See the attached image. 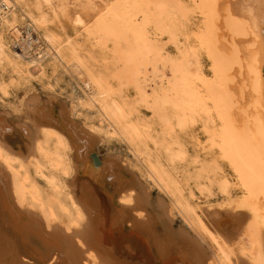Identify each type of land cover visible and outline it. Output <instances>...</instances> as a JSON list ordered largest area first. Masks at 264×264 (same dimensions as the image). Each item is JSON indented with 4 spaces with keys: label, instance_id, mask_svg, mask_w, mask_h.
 <instances>
[{
    "label": "bare ground",
    "instance_id": "1",
    "mask_svg": "<svg viewBox=\"0 0 264 264\" xmlns=\"http://www.w3.org/2000/svg\"><path fill=\"white\" fill-rule=\"evenodd\" d=\"M188 1L115 0L97 15L76 13L71 37L49 25L69 4L91 11L93 0H0V65L30 77L51 57L83 84L77 107L95 109L102 126L85 130L39 96L20 115L0 112V264H264V0ZM191 16L186 51L153 39L154 28L176 44ZM129 85L135 104L123 97ZM0 90L8 93L6 82ZM141 103L166 126L162 136L136 117ZM198 118L209 125L208 145L197 143L209 159L193 172L171 140ZM95 133L127 144L142 177L171 202L163 217L178 214L195 237L169 222L160 236L116 161L100 157L95 169ZM215 185L226 207L196 208V190L212 197Z\"/></svg>",
    "mask_w": 264,
    "mask_h": 264
},
{
    "label": "rangeland",
    "instance_id": "2",
    "mask_svg": "<svg viewBox=\"0 0 264 264\" xmlns=\"http://www.w3.org/2000/svg\"><path fill=\"white\" fill-rule=\"evenodd\" d=\"M25 1L29 6H32L34 3V0ZM113 2H115V0H105V2H103V0H93L96 7H94V5L92 6L90 3L91 11L89 9H81L78 6L75 7L74 5L69 4L66 12L61 16L59 15L60 17L56 21H53L54 24L49 25V29L54 31L56 30L59 33L61 32L63 36L67 35L74 37L76 30L73 25V19L76 13H80L87 17L89 15H97L99 9L101 10L106 4H111ZM17 13L21 18V12L18 11ZM196 23L197 19L194 16H191L186 27H184L183 36L179 37L176 44L170 40L168 35L155 31L154 28L151 29L153 33L152 37L155 41H158L159 45L166 47L167 52L171 54H179L184 50L186 51V48L188 49L191 44L192 40L188 36L192 35L193 27ZM27 24L28 22L26 20H20L18 24L19 30L23 33L25 38H27L26 32L29 30ZM38 30L40 35L43 36L44 30L39 27ZM12 38L13 37L9 39V46L11 49H13ZM41 48L49 50V47L44 42L41 43ZM32 54L35 55L33 51ZM207 62L208 58L206 55H203L202 65L206 72L210 71V64ZM42 65L44 67L43 73L36 71L33 72V76L30 75V77L25 74L19 75L13 70V68L7 66L2 67L0 65V84L6 82L9 86L7 94H4L0 90V112L10 113V117L20 115L30 97L39 96L43 102H46V100L53 102L51 106L54 108L56 115L59 114V111L63 107L65 109V113L71 121L76 122L81 128L88 130L90 125L100 127L99 116L95 109L77 107L78 99H85V91L83 89V84L75 78V76L71 73V70H66L64 65L56 63V61L48 56H45L42 60ZM149 92L151 91L149 90ZM137 93V89L133 85H129L125 89L123 97L135 104V102L139 100ZM136 117L150 123L160 136L165 133L166 126L157 123L158 119L152 109V106L143 103L138 105ZM207 127H209V125H206L205 120L203 118H198V121L195 123H190L186 127L184 126V128H177L178 133H176L171 140V142H174V140L177 139L187 150L190 158L186 162V165L189 170L192 169L193 172L195 171L194 168L196 169L200 162L204 159H209L208 151L197 145L198 140L204 143V145H208V136L206 133ZM104 129L107 131L106 127H104ZM93 135L96 138L95 152L101 158H109L112 161H116L118 166H120L126 173L125 179H130L132 183L131 186L137 193V200L140 205L139 209L144 210V212L148 215V218L155 223L156 232L160 236L164 237L166 232L169 230L166 226L170 224L174 231L182 230L189 233L190 237H195L190 228L183 223L178 214L175 213L174 216H171V222H169L166 217H163V213L167 211L166 206H170L171 202L169 198L160 192L154 184L147 182L148 180L146 181V179L142 177L141 171L143 168H141L140 163H138L136 158L133 156L127 144L119 137L109 139L105 135L96 133ZM170 138L171 137L168 136L166 139L168 143H170ZM196 161L199 162L197 163ZM183 168L186 170L185 167ZM224 169L227 175H232V171L229 168L224 166ZM178 174L180 175L181 172ZM192 175L194 178L196 177L195 173H192ZM211 176L213 177V175ZM40 181L42 186L45 187L43 180L40 179ZM191 185H194L193 182ZM196 192L198 197H200V200H194L193 204L199 210H205L208 212L222 211L228 204V197L223 195L216 185L213 188L214 196L212 197L206 198L201 196L198 193V190H196ZM239 192L240 191L236 188L233 191V194L238 196ZM131 212L132 214L134 213L133 211ZM161 217L164 218V221H162ZM165 222L169 223L165 225ZM205 249L206 251H209L208 245H205Z\"/></svg>",
    "mask_w": 264,
    "mask_h": 264
},
{
    "label": "water",
    "instance_id": "3",
    "mask_svg": "<svg viewBox=\"0 0 264 264\" xmlns=\"http://www.w3.org/2000/svg\"><path fill=\"white\" fill-rule=\"evenodd\" d=\"M91 156H92L93 162H94V164L96 166L95 168L100 167L101 166V160H100L101 158L97 155V153L95 152ZM88 179L89 178L82 177V176H79V178H77V180L80 181V182H82V183L88 181ZM23 260H27L28 261V260H31V259H29L28 257H26V258H23Z\"/></svg>",
    "mask_w": 264,
    "mask_h": 264
},
{
    "label": "built area",
    "instance_id": "4",
    "mask_svg": "<svg viewBox=\"0 0 264 264\" xmlns=\"http://www.w3.org/2000/svg\"><path fill=\"white\" fill-rule=\"evenodd\" d=\"M0 5H1V7H2L3 10L4 9H7L5 5H2V3H0Z\"/></svg>",
    "mask_w": 264,
    "mask_h": 264
}]
</instances>
